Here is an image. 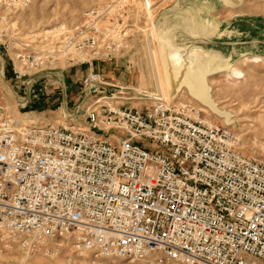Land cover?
<instances>
[{"label":"built area","instance_id":"1","mask_svg":"<svg viewBox=\"0 0 264 264\" xmlns=\"http://www.w3.org/2000/svg\"><path fill=\"white\" fill-rule=\"evenodd\" d=\"M30 2L0 0V52L16 79L112 60L132 43L136 0L23 39L13 18ZM113 98L87 103L74 124L20 122L0 105V237L65 264H264V161L188 101L149 96L139 109Z\"/></svg>","mask_w":264,"mask_h":264},{"label":"rangeland","instance_id":"2","mask_svg":"<svg viewBox=\"0 0 264 264\" xmlns=\"http://www.w3.org/2000/svg\"><path fill=\"white\" fill-rule=\"evenodd\" d=\"M107 1L31 0L13 19L21 37L26 39L29 34L43 35L62 25L71 26L85 12ZM229 1L234 6L224 0H136L133 39L124 53L112 60H95L85 66L29 70L23 80L16 79L12 60L1 51L0 105L13 118L30 124L36 121L83 123L87 103L111 95L114 103L144 109L149 102L139 90L160 96L153 84L162 80L163 70L155 36L160 37V43L163 37H169L176 47H182L183 52L187 50L182 52L183 58L195 47L214 52L206 65L209 76L205 77V84L218 113L194 98L187 88L173 96L174 99L192 103L214 124L235 131L241 153L264 161V0ZM220 58L222 65L230 64L231 69L214 71ZM234 68L242 77L234 79ZM90 74L99 79L97 85L89 88L86 79ZM119 97L134 99L127 101ZM226 120L229 124H225ZM49 254L46 250L27 253L0 237V264H65V255ZM97 264L178 263H159L155 256H150L139 260H99Z\"/></svg>","mask_w":264,"mask_h":264},{"label":"bare ground","instance_id":"3","mask_svg":"<svg viewBox=\"0 0 264 264\" xmlns=\"http://www.w3.org/2000/svg\"><path fill=\"white\" fill-rule=\"evenodd\" d=\"M224 1L227 5L231 7L234 6L229 0ZM155 40H158L157 56L163 70L162 80H157L153 84L157 90L156 92H158L160 96L149 94L147 91L143 90H139L138 93L141 96L149 97L150 95H152L150 96L152 98L164 97L171 100L176 98L173 96H177V94L181 92L183 88H187V90L194 98H196L202 104L208 105L214 112L218 113L215 108L216 106L213 105L214 102L211 103L209 90L205 84V77L209 76L206 65L207 62L214 56V52L205 51L201 48L195 47L189 52L187 58H183V56L181 55L183 52L182 47H176L173 44L174 41L171 38L163 37L160 43V37H158L157 35L155 36ZM231 67L232 65L230 64L228 66H223L222 60L220 58L215 68L213 67V70L215 71L221 68L229 70L231 69ZM242 75L243 74L239 70L235 68L232 69V76L234 77V79L240 78L242 77ZM118 99L129 101L133 100L134 98L119 97ZM137 99L140 100V98ZM65 118H67V116ZM228 121L229 120H226L225 124H229ZM21 122L26 121L24 119H21ZM70 123L73 124L74 122Z\"/></svg>","mask_w":264,"mask_h":264}]
</instances>
